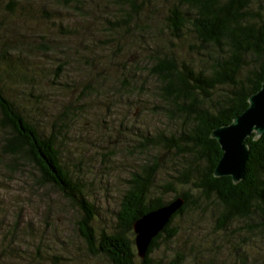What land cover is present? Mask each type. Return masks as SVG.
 Wrapping results in <instances>:
<instances>
[{"label": "trees", "instance_id": "1", "mask_svg": "<svg viewBox=\"0 0 264 264\" xmlns=\"http://www.w3.org/2000/svg\"><path fill=\"white\" fill-rule=\"evenodd\" d=\"M107 1L113 2L117 11L112 16L115 19L107 21L111 42V35L120 44L126 38V42L131 41L129 49H139L142 58H147L141 64L154 86L153 110L173 127L168 134L156 132L141 137L138 149L144 153L173 152L184 160L175 171L174 182L165 190L172 198L163 201L161 195H152L159 171L155 163L158 157L152 155L151 164L130 176L112 231L102 230L95 235L91 226L95 208L86 200L82 183L63 162L54 124L46 132L33 114L39 109L38 90L41 91L40 81L44 78L40 76L32 84L33 69L19 57L12 59L8 55L22 54L26 48L20 42L7 47L1 40L0 154L34 167L40 185L54 188L81 213L77 229L87 251L91 256L103 257L108 264H160L153 254L178 235L175 220L202 213L214 204L218 208L217 229L225 230L230 222L240 219L249 232L264 235V134L257 140L251 137L245 141L249 147L246 173L236 185L229 177H213L222 154L210 137L213 129L228 125L246 110L248 97L264 81V0ZM27 2L30 1L0 0V39H8L9 16H32ZM73 2L63 0L62 4L71 6ZM75 2L79 4L81 0ZM37 9L35 14L50 18L44 6ZM52 22V28L60 35L76 34L60 21ZM50 36L45 32L39 36L37 46H27L30 51L47 55L46 41ZM120 44H116L118 54ZM113 65L114 60L109 58L106 68L109 70ZM51 68H55L52 70L55 79L61 75L62 65ZM117 72L113 77L105 70L98 79H92V84L77 89L74 103L80 106L90 96L102 99L105 87L113 82L120 84L118 88H131L127 80L131 78L130 72L124 66ZM15 89L18 91L13 92ZM16 94L22 96L21 100ZM178 197L184 200L183 205L152 239L145 257L139 258L134 247L133 222ZM183 263L182 255L176 253L172 264Z\"/></svg>", "mask_w": 264, "mask_h": 264}, {"label": "rangeland", "instance_id": "2", "mask_svg": "<svg viewBox=\"0 0 264 264\" xmlns=\"http://www.w3.org/2000/svg\"><path fill=\"white\" fill-rule=\"evenodd\" d=\"M19 1H30L26 5L32 16H9L8 39L0 40L7 47L20 42L26 48L22 54L8 55L19 57L33 69L32 84L40 76L44 78L39 86L42 92L38 90L39 109L33 114L46 132L54 124L63 162L82 183L86 200L95 208L91 224L95 235L112 231L130 176L151 164L152 155H157L159 168L152 195L170 200L172 194L165 190L184 160L173 152L144 153L138 149L141 137L168 134L173 127L153 110L154 86L141 64L147 58H142L139 49H129L130 40L124 38L120 44L113 35L112 42L108 36L107 21L115 19V4L107 0H81L79 4L74 0L71 6L63 5V0ZM41 6L51 19L35 14ZM48 20L60 21L76 34L60 35ZM45 32L51 35L46 41L48 54L30 51L27 45L37 46ZM117 43L121 54L116 52ZM109 58L114 65L108 70ZM56 64L62 65V71L55 79V68L51 67ZM123 66L130 72L127 80L131 88H118L120 84L113 82L105 87L102 99L90 96L80 106L74 103L77 89L92 84L105 70L114 77ZM38 179L34 167L0 154V264H108L87 251L77 229L81 213L54 188L40 185ZM217 212L214 204L202 213L176 219L178 235L168 245H161L153 258L160 264H172L180 253L183 264H264V235L249 232L240 219L219 230Z\"/></svg>", "mask_w": 264, "mask_h": 264}, {"label": "water", "instance_id": "3", "mask_svg": "<svg viewBox=\"0 0 264 264\" xmlns=\"http://www.w3.org/2000/svg\"><path fill=\"white\" fill-rule=\"evenodd\" d=\"M246 110L228 125L212 130L210 137L219 146L221 157L213 171L214 178L229 177L234 185L244 179L249 147L248 138L259 139L264 134V81L260 89L250 95ZM180 197L150 211L133 222L134 247L137 256L145 257L148 246L168 224L172 215L183 205Z\"/></svg>", "mask_w": 264, "mask_h": 264}]
</instances>
